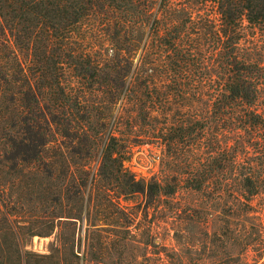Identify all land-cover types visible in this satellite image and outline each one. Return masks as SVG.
<instances>
[{"label":"trees","instance_id":"obj_1","mask_svg":"<svg viewBox=\"0 0 264 264\" xmlns=\"http://www.w3.org/2000/svg\"><path fill=\"white\" fill-rule=\"evenodd\" d=\"M246 22L264 28V0H0V264L38 260L32 237L61 224L58 262L102 261L133 238L136 195L149 210L183 187L228 189L264 207L242 156L264 129ZM153 141L162 179L128 164Z\"/></svg>","mask_w":264,"mask_h":264},{"label":"rangeland","instance_id":"obj_2","mask_svg":"<svg viewBox=\"0 0 264 264\" xmlns=\"http://www.w3.org/2000/svg\"><path fill=\"white\" fill-rule=\"evenodd\" d=\"M242 46L249 58L264 64L263 27L246 22ZM259 108L264 113V88ZM256 136L255 143L243 144V165L247 167L253 160L262 180L260 196L264 197V129ZM169 159L164 143L141 142L134 145L128 164L138 176L162 179L168 170L172 172ZM212 190L183 187L175 198L164 195L149 210L144 208L146 198L141 195L123 200L136 214L131 226L134 236L96 264H264V207H259V197L250 207L245 198L235 199L228 189L221 197ZM61 225L69 231V225ZM61 225L50 234L32 237L29 247L43 256L31 264H63L57 260L56 249ZM79 231L80 221L76 224L77 239ZM81 231L84 233V227ZM11 243V236L0 230V260L9 254ZM73 264H85L82 255L75 257Z\"/></svg>","mask_w":264,"mask_h":264}]
</instances>
